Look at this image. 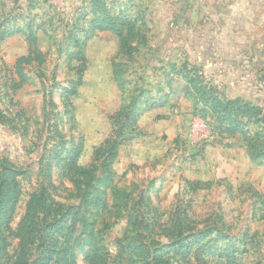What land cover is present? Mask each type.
Returning <instances> with one entry per match:
<instances>
[{
  "label": "rangeland",
  "instance_id": "rangeland-1",
  "mask_svg": "<svg viewBox=\"0 0 264 264\" xmlns=\"http://www.w3.org/2000/svg\"><path fill=\"white\" fill-rule=\"evenodd\" d=\"M105 1L135 23L131 51L111 29L91 32V0H0V158L21 191L11 228L42 184L75 220L73 264H264V157L247 148L264 140V0ZM131 99L142 133L112 165L122 200L91 188L107 208L81 204L65 158L80 143L76 163L90 166ZM237 99L250 108L227 107ZM230 114L241 130L224 129ZM2 233L0 264H13L19 240Z\"/></svg>",
  "mask_w": 264,
  "mask_h": 264
},
{
  "label": "trees",
  "instance_id": "trees-1",
  "mask_svg": "<svg viewBox=\"0 0 264 264\" xmlns=\"http://www.w3.org/2000/svg\"><path fill=\"white\" fill-rule=\"evenodd\" d=\"M91 1V12L93 14L90 13L94 15L91 20V32L95 30L111 29L120 37L123 47L131 51L133 48L128 43V35L125 33V28L128 26L132 29L135 23H132L131 19L123 14V12L117 14L112 13L110 6L105 0ZM8 35L9 31L5 29L3 23H0V41L5 39ZM89 35L90 34L87 36ZM75 39V44L79 46L78 39ZM30 41V51L28 57H25L27 59L31 57V54H33L34 57L38 56L35 51V38L33 37ZM71 57H81V50L71 53L70 58ZM19 76V81H14L12 83V89H19L25 81V75L20 73ZM78 80H80V78ZM190 82L193 84L196 83L194 77L190 79ZM71 91H74V87H72ZM194 93L200 100L208 102L205 89L201 85H195ZM233 106H237V108L238 106L241 107L242 113L250 108L249 103L241 99H237L235 102L231 101L227 104V107L232 108ZM132 107H136L133 99H131L127 108L130 110ZM122 116L121 112H117L114 115V124L117 123L118 127L113 131V134L105 140L104 144L95 150L93 163L90 164V166H80L76 163L80 151V143H78L75 148L71 149L65 158L64 167L66 168V172L64 175L72 180L76 195L81 198V204H93L101 206L103 209L107 208L105 201L98 202L87 200V195L91 188H95L98 191L97 197L102 194H107V191L110 190L114 200H122L120 194L123 191L113 182L114 172L112 165L118 157L120 146L142 133L137 126V114H133L130 110L124 114L125 119L121 121ZM230 116L229 121L233 123L237 122V125L232 127L228 126L224 129L230 133L241 130L239 127L240 121L236 119L233 120L234 114H230ZM247 148L250 157L254 159L264 157V140L258 141L254 139ZM18 175L19 173L6 158H0V241H5L2 229H5L8 234L19 240V250L16 253L13 264H28L32 256H36L37 254L38 256L40 255L39 245L34 248L33 241L36 237L42 238V232L45 230H48V239H45L42 245L45 252L41 258V264H49L52 261L55 264H73L74 249L69 239L75 230V220L67 224V211H62L56 207L58 203L52 199L51 194L42 184L37 190L30 194L25 205V213L18 223L17 228H11L10 224L21 194L17 182ZM100 188H103V190ZM114 206H117V203H114ZM59 237H61L62 240H60ZM29 240L31 241L28 242Z\"/></svg>",
  "mask_w": 264,
  "mask_h": 264
}]
</instances>
